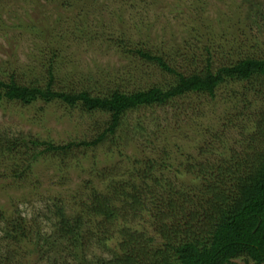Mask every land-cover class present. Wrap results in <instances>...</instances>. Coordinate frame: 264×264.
I'll return each mask as SVG.
<instances>
[{"label": "rangeland", "instance_id": "374dc122", "mask_svg": "<svg viewBox=\"0 0 264 264\" xmlns=\"http://www.w3.org/2000/svg\"><path fill=\"white\" fill-rule=\"evenodd\" d=\"M135 48L162 55L185 73L203 67L208 52L214 69L240 57H264V0H0V79L14 75L44 84L51 61L55 88L93 95L171 80ZM257 88L262 85L229 80L214 96L190 93L164 105L130 109L115 134L97 145L43 153L22 179L0 176V207L28 216L49 196L65 198L68 207L70 198L83 192L84 181L97 182L104 170L122 173L134 158L151 156L160 173L178 178L175 163L197 159L216 131L227 147L240 150V128L228 127L227 121L245 100L253 108L264 107ZM109 119L107 113H87L57 101H0V134L27 143L14 157L44 148L27 138L55 145L94 140ZM8 161L0 160V175L6 174ZM96 254L105 256L99 249Z\"/></svg>", "mask_w": 264, "mask_h": 264}, {"label": "trees", "instance_id": "16d2710c", "mask_svg": "<svg viewBox=\"0 0 264 264\" xmlns=\"http://www.w3.org/2000/svg\"><path fill=\"white\" fill-rule=\"evenodd\" d=\"M134 51L172 75L171 80L93 95L55 88L51 61L44 84L22 82L14 75L0 79V101H57L110 118L94 140L55 145L27 138L44 148L18 157L14 155L27 144L25 138L0 134V160H9L6 174L0 176L22 179L43 153L58 155L72 146L97 145L115 134L130 109L164 105L190 93L214 96L229 80L247 81L249 87L259 83L262 88L254 90L264 99V57H240L214 69L208 52L203 67L185 73L162 55ZM243 103L227 121L228 127L240 128V150L227 147L216 131L202 145L199 160L175 163L178 178L160 173L151 156L134 158L122 173L104 170L97 182L84 181L83 192L72 196L68 207L65 198L50 196L28 216L0 207V264H264V107ZM97 249L105 256H98Z\"/></svg>", "mask_w": 264, "mask_h": 264}]
</instances>
